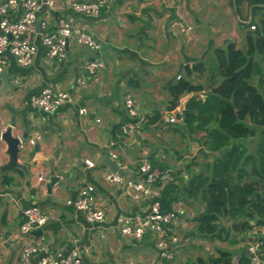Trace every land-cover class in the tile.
<instances>
[{"label":"crops","instance_id":"crops-1","mask_svg":"<svg viewBox=\"0 0 264 264\" xmlns=\"http://www.w3.org/2000/svg\"><path fill=\"white\" fill-rule=\"evenodd\" d=\"M131 2L114 0L95 17L71 11L70 0H56L54 16L71 15L85 24L100 44L98 49L71 39L65 56L52 59L36 37L37 52L27 67L5 53L10 87L0 94V135L10 124L14 135L25 136L18 162L26 165L28 173L19 169L0 173V264H20L21 248L26 243H38L52 255L77 248L83 264H198V258L218 257L220 251L229 252L233 264H241L246 257L243 245L248 230L242 231L237 221L224 223L231 233L227 239L206 238L196 230L195 218L205 209V201L201 193L194 194L186 187L192 175L210 173L208 165L217 154L203 146L201 137H174L178 130L167 121L170 110L153 111L157 105L151 87L137 81L146 77L150 84L148 77H154L169 82L184 71V65L197 61L188 60L180 49L187 47V41L183 39L180 45L179 34L170 26L178 19H196L189 0L150 1L153 4L145 0L129 10L126 7ZM93 60H102L105 67L88 75L85 66ZM47 87L73 93L75 103L53 114L34 112L29 106L30 96ZM126 95H132L140 111L149 117V123L127 139L118 135L127 116L123 106ZM7 103L13 112L6 109ZM79 106H85L88 113L79 115ZM32 138L34 143L29 142ZM180 138L191 142L186 151L191 149L192 153L186 158L180 157ZM111 140L115 141L117 160L126 167L122 170L126 177H139L138 167L144 157L153 166L171 172L172 180L160 188L162 208L173 209L178 216L172 226L178 241L170 261L160 258L153 235L138 241L122 235L116 227L118 215L143 217L149 201L132 199L125 184L105 180L110 170L103 163V155L109 157ZM6 150L0 138V166L8 160ZM85 159L92 160L94 167H88ZM51 167L59 181L47 188ZM39 174L44 177L42 181H38ZM86 184L94 186L95 204L105 211L104 221L96 225L86 220L83 211L66 204ZM30 205L38 206L48 216L41 233L19 232L23 210ZM35 262L36 256H32L28 264Z\"/></svg>","mask_w":264,"mask_h":264},{"label":"trees","instance_id":"trees-1","mask_svg":"<svg viewBox=\"0 0 264 264\" xmlns=\"http://www.w3.org/2000/svg\"><path fill=\"white\" fill-rule=\"evenodd\" d=\"M243 1L247 9L252 6L250 22L242 23L253 26L245 33L246 50L234 44L214 50L210 65L216 73L207 92L182 76L166 86L169 110L177 106L180 95H188L182 102L184 109L176 113L179 122L174 129L181 127L201 137L203 146L217 153L208 165L210 173L192 175L186 188L201 193L205 201V209L195 218L196 230L218 240L228 238L226 222L237 221L242 231L264 226V0H234L238 14ZM183 68L189 76L204 66L197 62ZM216 76L218 82L213 80ZM254 136L258 138L252 153L245 140ZM196 263L233 264L231 254L224 251L207 260L198 258ZM241 264H249L247 256Z\"/></svg>","mask_w":264,"mask_h":264},{"label":"built area","instance_id":"built-area-1","mask_svg":"<svg viewBox=\"0 0 264 264\" xmlns=\"http://www.w3.org/2000/svg\"><path fill=\"white\" fill-rule=\"evenodd\" d=\"M113 0H70L69 7L76 14L85 16H98L103 7ZM45 7L43 9L42 7ZM56 0H2L0 1V73L5 71V53L9 52L20 66L27 67L32 63L37 52L36 37L39 38L45 54L52 59L63 58L66 54L69 41L76 44L98 49L100 44L82 24L71 15L54 16ZM45 11V14L41 13ZM39 28H37V21ZM55 23L54 29H51ZM182 32H189V27L180 24ZM102 60H93L86 63L85 71L93 75L104 68ZM179 78V75L176 76ZM82 83L81 79H77ZM75 103V96L69 91L43 88L38 93L32 94L29 99L30 108L37 113L53 114L62 107ZM123 106L126 111V120L121 123L118 135L122 138H132L149 123V117L140 111L135 99L131 95L124 97ZM184 109L183 105L170 110L167 116L169 124L178 122L177 112ZM85 106L78 107L79 115H86ZM99 121V119H96ZM35 138L29 140L34 143ZM115 141L108 144L109 157L117 161L118 170L105 174V180L111 184H125L126 190L132 199H148V212L139 218L118 215L116 227L124 236H130L138 241L145 235H153L155 247L161 259L170 261L174 255V243L178 237L172 226L177 220V212L173 209H163L161 204V191L164 183L172 177L168 169L155 167L148 157L141 159L138 167L137 178L126 177L122 172L126 167L121 166L114 151ZM88 167H94V162L85 159ZM43 175H38V181L43 180ZM94 186L86 184L78 191V195L66 200V204L76 210L83 211L86 220L91 224L104 221L105 211L97 207L94 198ZM23 222L19 232L29 233L41 228L48 216L36 205H30L23 210ZM245 254L250 264H264V226L253 227L247 231ZM36 256L35 264H83L77 248L67 253L47 254L38 243H26L22 246L19 263L28 264L30 258Z\"/></svg>","mask_w":264,"mask_h":264},{"label":"rangeland","instance_id":"rangeland-1","mask_svg":"<svg viewBox=\"0 0 264 264\" xmlns=\"http://www.w3.org/2000/svg\"><path fill=\"white\" fill-rule=\"evenodd\" d=\"M131 1H132L131 6L126 7L129 10L138 4L142 5L145 0H137V1L131 0ZM146 1L150 2L152 0H146ZM150 4H153V2H150ZM189 9L194 12L196 19L194 18L192 20L185 19L187 22L184 19H178L177 21H173L170 24V26L173 31H176L179 34L178 38L180 45L183 39L187 41V47H185V49L184 47H181L180 49L184 50V53L188 56V60L190 62L197 60L193 63L202 62L204 69L202 71H195L189 76L184 71H182V72H178L176 76L179 75V78L181 76L188 78L190 81H192L194 85L202 86L203 89L201 92H207L210 89L211 75L216 73V72L214 73L210 65V63H212L211 59L213 57H214L213 59L215 60L214 50L216 48H225L229 44H234L236 48L242 49L243 51L246 50V44H245L246 42L244 40L245 33L246 31H248V29H252L253 26L249 28L244 27L242 26V23H247L248 20H244V19H246V17L250 15V12L249 9H247L246 2L243 1L239 5V14H238L237 10L234 11L236 9V5L234 9L233 3L230 0H225V1L224 0H189ZM129 13L131 14V12ZM180 24L185 27H189V32H182ZM139 43L140 41H138V44ZM177 55L178 57H180L181 53L177 51ZM173 57H175V54H173ZM259 57L257 55L255 56V59L258 60ZM174 60L176 59L174 58ZM261 60H263L262 65H264V57H262ZM179 78L174 77L173 81H176ZM146 79H147L146 77L145 78L140 77L137 81L141 80L142 82H144V84H146V86L151 87L152 95H154V97L152 96V98L157 105L155 106L153 111L167 110L168 109L167 101L171 99V96L166 88V84L168 81L166 82V79L148 77V82L150 84H147ZM213 80H216L218 82L220 80V77L216 76ZM186 96L188 95L186 94L180 95L178 101L183 102ZM147 113H149L151 116L153 115V112H147ZM177 123L172 125V128L178 126ZM202 134L203 133H200L199 135ZM174 137H194V136L189 135L187 132L185 131L182 132L180 130L178 131V133L174 134ZM257 138L258 137L254 136L245 140L248 149L252 153L256 152ZM178 144H180V147H182L183 150V153L180 155V157L186 158L187 155L192 153L191 149L190 151H186L187 147L190 148V144H191L190 141H186L185 139L180 138ZM216 154L217 153H215V155ZM214 157L215 156H212L211 158L212 162L214 160ZM187 159L189 158L187 157ZM230 234L231 233L229 231L228 237L230 236ZM190 263L194 264L192 261Z\"/></svg>","mask_w":264,"mask_h":264},{"label":"water","instance_id":"water-1","mask_svg":"<svg viewBox=\"0 0 264 264\" xmlns=\"http://www.w3.org/2000/svg\"><path fill=\"white\" fill-rule=\"evenodd\" d=\"M232 2H233V7L235 9L234 0H232ZM42 8L45 9L44 6ZM251 8H252V6L249 8L250 15H249V19H248L247 23H249L251 20ZM234 11H236V9ZM56 14L57 13H55V15ZM39 21L40 20L37 21V28H39ZM0 79L2 80V85L0 87V94H2L4 91L9 89V87H10V83L8 80V72L7 71L1 72L0 73ZM172 81H173V79H172ZM167 84H168V82H167ZM5 107H6V109H8V111L13 112L11 104L7 103L5 105ZM0 138L7 145L6 153L8 155L7 162L0 166V173H4L10 169H19V170L24 171L25 173H28L27 169H26V165L18 162V156H19V153L21 150L22 140H23V138H25V136L14 135L13 134V127H12V125L9 124L5 127V129L1 133ZM103 163H105L108 166L109 170L112 172H116L118 170L117 161L114 159H111L107 155H103ZM58 181H59V178L55 175V169H54V167H51L49 177H48V182H47V188L52 187ZM41 229L42 228H37V229H35V232L41 233L42 232Z\"/></svg>","mask_w":264,"mask_h":264}]
</instances>
